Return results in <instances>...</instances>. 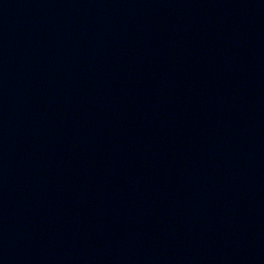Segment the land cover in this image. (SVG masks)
Segmentation results:
<instances>
[{
    "label": "water",
    "instance_id": "1",
    "mask_svg": "<svg viewBox=\"0 0 264 264\" xmlns=\"http://www.w3.org/2000/svg\"><path fill=\"white\" fill-rule=\"evenodd\" d=\"M0 264H264V0H0Z\"/></svg>",
    "mask_w": 264,
    "mask_h": 264
}]
</instances>
